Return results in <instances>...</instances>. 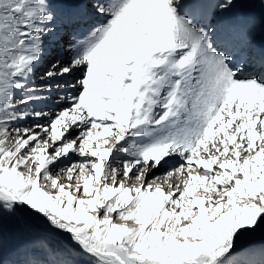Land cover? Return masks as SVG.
<instances>
[{"label":"snow or ice","instance_id":"6c2138e0","mask_svg":"<svg viewBox=\"0 0 264 264\" xmlns=\"http://www.w3.org/2000/svg\"><path fill=\"white\" fill-rule=\"evenodd\" d=\"M0 264H264V0H0Z\"/></svg>","mask_w":264,"mask_h":264},{"label":"bare ground","instance_id":"6f19581e","mask_svg":"<svg viewBox=\"0 0 264 264\" xmlns=\"http://www.w3.org/2000/svg\"><path fill=\"white\" fill-rule=\"evenodd\" d=\"M153 174H154V175H159L160 173H159V172H156V171L154 170Z\"/></svg>","mask_w":264,"mask_h":264}]
</instances>
